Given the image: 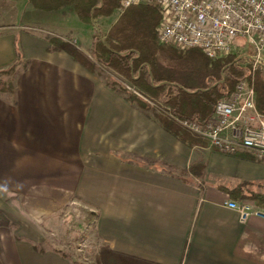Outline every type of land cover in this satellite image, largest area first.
<instances>
[{"label": "crops", "instance_id": "1", "mask_svg": "<svg viewBox=\"0 0 264 264\" xmlns=\"http://www.w3.org/2000/svg\"><path fill=\"white\" fill-rule=\"evenodd\" d=\"M14 2L17 18L27 21L20 31L0 27V70L19 61L14 91L0 92V184L19 196L26 216L37 224L72 198L97 214V247L149 264H264V219L242 220L224 206L235 202L227 190L264 183V165L248 152L212 150L200 160L202 177L191 174L196 150L208 146L189 149L154 112L128 103L43 39L75 37L89 25L65 9L46 13ZM51 16L60 25L45 23ZM46 238L26 219L14 230L0 226V264H81L45 246Z\"/></svg>", "mask_w": 264, "mask_h": 264}, {"label": "trees", "instance_id": "2", "mask_svg": "<svg viewBox=\"0 0 264 264\" xmlns=\"http://www.w3.org/2000/svg\"><path fill=\"white\" fill-rule=\"evenodd\" d=\"M26 1L35 10L46 13L72 9L77 19L86 25L119 12L106 34L96 32L93 35L91 58L72 43L53 36H49V50L67 53L105 81L110 90L122 95L125 101L143 112H154V118L165 131L189 149L207 148L208 143L191 135L172 117L205 123L212 117L216 102L232 93L241 81L253 88L257 109L264 114V66L253 68L248 59L251 51L241 52L236 48L229 56L212 60L199 50L183 52L172 45L160 44L157 27L161 15L156 5L122 10L120 0ZM15 47L17 58H20L18 41ZM18 62L17 59L8 69L0 70V92L14 91L13 78ZM126 84L134 90L128 89ZM204 168L203 161H193L188 172L201 178ZM247 185L250 186L247 190L242 186L227 190L229 197L237 203H249L264 210V183L244 186ZM69 233L68 228L66 234ZM93 264L149 263L100 245L94 249Z\"/></svg>", "mask_w": 264, "mask_h": 264}, {"label": "built area", "instance_id": "3", "mask_svg": "<svg viewBox=\"0 0 264 264\" xmlns=\"http://www.w3.org/2000/svg\"><path fill=\"white\" fill-rule=\"evenodd\" d=\"M156 5L160 10L157 38L180 51L199 50L209 59L227 57L237 48L252 51L253 68L264 66V0H120L122 10ZM208 147L225 156L248 152L264 165V114L256 106L255 92L241 81L220 98L205 123L172 117ZM224 206L248 217L264 219V211L249 203L227 201Z\"/></svg>", "mask_w": 264, "mask_h": 264}, {"label": "rangeland", "instance_id": "4", "mask_svg": "<svg viewBox=\"0 0 264 264\" xmlns=\"http://www.w3.org/2000/svg\"><path fill=\"white\" fill-rule=\"evenodd\" d=\"M19 5L18 2L12 0L7 2L0 1V27L2 29L13 27L4 31H20L21 27L25 26L27 19L17 18L15 13V10L20 9ZM142 6L145 7L149 5ZM65 10L66 16H71L73 12L72 9L68 8ZM118 16L119 12H115L109 18L94 20L89 26H86L83 31H80V34L77 33L75 37L69 34H61L60 36L61 38L65 37L69 40H74L71 41L73 45L79 48V50L86 49L85 55L91 58L90 46L93 35L96 32H100L102 35L106 34L109 28L115 23ZM61 22V17L59 18L58 16H51L45 21L48 25L53 26L60 25ZM51 32L56 33L57 31L52 30ZM49 38L48 36H43V39L47 43ZM248 51H250V49H248ZM262 62H264V57H262ZM126 86L128 89L131 88L129 84H126ZM131 90L133 91L134 89L131 88ZM196 151V155L194 156L195 160L207 159L212 152L210 149ZM19 200L18 195L12 196L7 189L0 184V226L9 230H14L16 225L19 224L20 219H26L28 225L33 226V228L40 231L42 235H49V238H46L48 244L46 243L45 246L49 245L51 247H56L68 253V255L74 257L81 264H93L90 252L98 246L97 243H94L95 236L93 234L95 212L90 211L83 203L71 198L67 203L66 200L65 204L61 205L58 211L45 213L47 216L38 218L41 220L36 224V219H33L31 216H26L25 212L21 210ZM68 228L70 229V233L66 234V229Z\"/></svg>", "mask_w": 264, "mask_h": 264}]
</instances>
